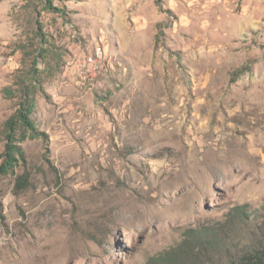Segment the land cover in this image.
Here are the masks:
<instances>
[{"label":"rangeland","instance_id":"obj_1","mask_svg":"<svg viewBox=\"0 0 264 264\" xmlns=\"http://www.w3.org/2000/svg\"><path fill=\"white\" fill-rule=\"evenodd\" d=\"M26 1L0 0V130L30 20L63 61L0 174V264H190L235 208L243 242L264 213V0Z\"/></svg>","mask_w":264,"mask_h":264},{"label":"trees","instance_id":"obj_2","mask_svg":"<svg viewBox=\"0 0 264 264\" xmlns=\"http://www.w3.org/2000/svg\"><path fill=\"white\" fill-rule=\"evenodd\" d=\"M54 1L27 0L24 8L32 14L37 11L58 10L62 17L66 16L62 8L54 6ZM58 1L64 3L67 0ZM155 2L159 5L160 0ZM29 24L32 26V35L28 36L27 42L17 44V49L22 53V65L13 75V87H6L4 90L16 98L17 106L0 130V138L5 142L1 153L0 174L13 172L12 168L17 161L15 154L22 155L15 142H22L27 137L39 136V131L31 118L36 105V96L43 92L44 75H53L59 71L63 61L61 51H57L43 32L38 18L35 21L30 20ZM39 62L42 64L41 67ZM238 72H241V69ZM259 217L261 222L255 228L248 230L243 242L234 240L235 228L237 226L240 228L238 224L243 223V216L236 208L225 221L217 222L211 227H200L198 233L202 238L197 241L196 257L200 254L202 257L197 261L196 258L192 259L190 264H264V213ZM220 234L223 236L222 241L217 237ZM218 250L220 253L215 260L213 252Z\"/></svg>","mask_w":264,"mask_h":264},{"label":"built area","instance_id":"obj_3","mask_svg":"<svg viewBox=\"0 0 264 264\" xmlns=\"http://www.w3.org/2000/svg\"><path fill=\"white\" fill-rule=\"evenodd\" d=\"M104 58V51L101 47V53H94L91 52L90 56L86 58L84 65L82 66L79 72V78L82 83L86 81H90V79L94 78L95 72L103 65Z\"/></svg>","mask_w":264,"mask_h":264},{"label":"bare ground","instance_id":"obj_4","mask_svg":"<svg viewBox=\"0 0 264 264\" xmlns=\"http://www.w3.org/2000/svg\"><path fill=\"white\" fill-rule=\"evenodd\" d=\"M95 53H100V49H99V48H96ZM161 188H162V187H159V190H162ZM168 189H170V188H168ZM124 218H125V217H124ZM129 218H130V217H129Z\"/></svg>","mask_w":264,"mask_h":264}]
</instances>
